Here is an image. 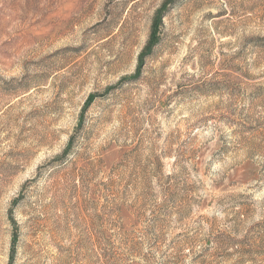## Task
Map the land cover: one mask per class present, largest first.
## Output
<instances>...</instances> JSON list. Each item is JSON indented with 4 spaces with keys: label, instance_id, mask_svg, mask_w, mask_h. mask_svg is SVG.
I'll return each mask as SVG.
<instances>
[{
    "label": "rangeland",
    "instance_id": "rangeland-1",
    "mask_svg": "<svg viewBox=\"0 0 264 264\" xmlns=\"http://www.w3.org/2000/svg\"><path fill=\"white\" fill-rule=\"evenodd\" d=\"M0 264H264V0H0Z\"/></svg>",
    "mask_w": 264,
    "mask_h": 264
},
{
    "label": "trees",
    "instance_id": "trees-1",
    "mask_svg": "<svg viewBox=\"0 0 264 264\" xmlns=\"http://www.w3.org/2000/svg\"><path fill=\"white\" fill-rule=\"evenodd\" d=\"M157 21H158V18H156V20H155V26L153 27V35H152V40H150V43H153L152 45H151V47L150 48H152V46L154 45V41H155V35H156V32H157V30H158V28L159 27H157L158 26V23H157ZM155 38V39H154ZM156 43V42H155ZM148 50V49H147ZM93 99V98H92Z\"/></svg>",
    "mask_w": 264,
    "mask_h": 264
}]
</instances>
